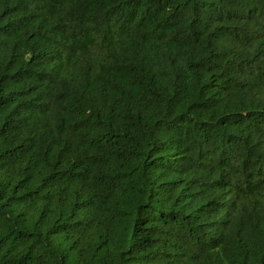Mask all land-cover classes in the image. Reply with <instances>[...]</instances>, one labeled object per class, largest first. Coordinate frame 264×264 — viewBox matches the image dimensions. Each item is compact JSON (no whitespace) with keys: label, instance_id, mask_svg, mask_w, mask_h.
Here are the masks:
<instances>
[{"label":"trees","instance_id":"1","mask_svg":"<svg viewBox=\"0 0 264 264\" xmlns=\"http://www.w3.org/2000/svg\"><path fill=\"white\" fill-rule=\"evenodd\" d=\"M0 264H264V0H0Z\"/></svg>","mask_w":264,"mask_h":264}]
</instances>
